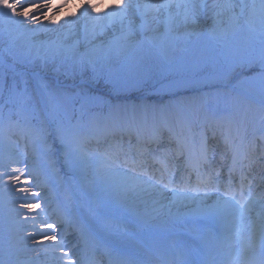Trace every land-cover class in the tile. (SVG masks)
Returning <instances> with one entry per match:
<instances>
[{"label":"snow or ice","instance_id":"snow-or-ice-1","mask_svg":"<svg viewBox=\"0 0 264 264\" xmlns=\"http://www.w3.org/2000/svg\"><path fill=\"white\" fill-rule=\"evenodd\" d=\"M68 3L70 0H0V25L5 26V32L9 36V47L4 49L5 53L13 60L18 55L32 57L31 46L24 52L13 51L19 35L26 32L35 34V30L29 29L25 21L39 22L43 16L49 23L55 24L57 19L54 10L58 12ZM100 3L102 4L103 0H100ZM99 7L100 5L92 0H84L80 17L72 22L78 23L80 18L91 22V28L85 27L84 53L77 55V42L73 46L56 45L43 51L37 48L34 58L47 64L50 59L62 57L71 61L70 68L79 66L84 69L91 66L93 79L104 76L108 81L115 83L119 78L140 71L144 60L151 56L154 50H165L176 29L180 26H197L198 18L208 11L214 18L211 34L217 38L226 37L228 31L239 33L244 28L258 35V41H249L242 47H237L229 53L228 59L234 64L236 75H245L249 80L259 78L264 99V0H251V3L241 0L240 4L225 0L223 5L207 4L205 0H116L113 6L104 10L103 15L98 12ZM236 8H239L238 14L234 11ZM225 10L232 13L228 27H220L217 30L221 23L219 17ZM92 13L96 15L93 16ZM137 18L139 23L136 22ZM13 25L16 26V36L12 35ZM117 25V34L112 35L106 43H95L99 36L105 35L107 28L115 29ZM42 30L52 31L43 25ZM28 39L30 41L31 37ZM23 85V88H19L15 79L7 85V104L13 107H9L5 112L4 107L0 106V134L10 127L30 126V121L35 118L42 104L50 115L58 114L62 109L63 119L57 128V138L64 147V165L69 175L75 174L85 188L94 186L98 179H102V190L114 192L121 198L170 190L173 199L169 211L176 205H195L185 214L193 220L216 214V205L207 204L211 188L218 193L217 205L223 200L233 208L231 227L228 234L216 244V258L212 264H235L237 257H244L242 264H264V199L257 200L253 197L254 182L249 179L248 172L244 171L245 168H251V156L257 152L258 142L264 141V115H261L258 124L252 127L250 139L246 126L226 117L218 128L211 127V137L208 135V128L200 132L198 141L197 134L192 131L191 122L187 118L178 117L176 127L179 131L165 122L154 129L152 138L147 141L138 135L136 156L131 157L119 144L100 147V137L105 135L106 129L100 127V117L89 110V97L86 94L69 95L59 89H50L46 82H41L38 91L31 93L27 81H24ZM77 102L79 108L75 107ZM111 117L110 109L104 119L108 122ZM135 121L136 112L133 110L131 113L125 111L123 120L118 123L127 122L132 125ZM30 128L32 131H40L35 126ZM165 129L168 131L167 146H163ZM94 138L96 147L89 151L86 145ZM151 145L154 147H150ZM121 155L124 156L123 161L120 159ZM217 156L220 158L219 167H216ZM149 160L153 165H158L152 174L148 171ZM224 167L228 169V179L224 182L221 193L220 177ZM180 168L186 170L188 179L177 182L176 175ZM238 168L241 173L239 188L235 186V173ZM13 172L18 173L10 176L13 184L20 183L23 179V186L18 191L25 195L17 197V200L21 201L20 208L29 212L39 209L41 193L32 191L33 187H38V184L34 183L36 177L28 173L26 167L13 169ZM156 173H159L158 177ZM193 174L196 177L195 184L191 182ZM260 186H264V178L261 184L257 185ZM29 192L31 197L26 195ZM201 192L204 193L203 196L200 195ZM256 206H259V211L253 217L251 213ZM153 212L158 213L159 210L154 208ZM92 214L96 215L94 210ZM29 219L35 223L36 216H24L25 221ZM41 226L51 230L42 234L43 240L35 241V233L29 234L28 238L39 244L44 240L51 242L54 251H61V258L68 257L65 264H81V259L77 258L75 252L70 256L71 250H64L65 245L63 240L58 239L55 223L41 221ZM98 226L112 235H117L120 231L119 225L113 227L103 217L98 218ZM249 227L255 236L254 243H249L243 235ZM93 243L95 244V241ZM87 247L86 240L85 248ZM91 250L95 251V248ZM0 264L3 262L0 261ZM162 264L187 262L181 260L177 254L172 260H164Z\"/></svg>","mask_w":264,"mask_h":264},{"label":"bare ground","instance_id":"bare-ground-1","mask_svg":"<svg viewBox=\"0 0 264 264\" xmlns=\"http://www.w3.org/2000/svg\"><path fill=\"white\" fill-rule=\"evenodd\" d=\"M208 0H205L206 3ZM58 2H62V0H58ZM84 0H70L65 7L60 8L58 12L54 14L57 19V23L52 24L49 23L47 19L43 16L40 17L39 23L36 25H28L25 21V24L29 29H33L36 32H40L44 36V43L46 45H50L49 48L54 47L56 45H61L63 47H69L76 45L79 42V45H85V27L91 28V22L80 18L78 23H72L76 21L78 17H80V13L83 11L81 8V4ZM92 2L97 3L100 5L98 8V12L103 15L105 9L110 8L116 2V0H103V3H100V0H92ZM140 2V0H138ZM212 4L215 3L217 5H223L225 0H212L210 1ZM210 2L208 4H210ZM232 3L236 4L234 0H231ZM244 2L251 3V0H244ZM215 11V9L213 10ZM234 11H239V8L234 9ZM173 12H175V8H173ZM206 12V11H205ZM204 12V13H205ZM210 13L211 20H213L212 13ZM232 13L230 11L225 10L223 14L219 17V20H225L229 17ZM93 16L96 13H92ZM204 18V17H203ZM137 23H139V19L137 18ZM42 25L44 28L52 29V31H43ZM13 30H16V26H11ZM119 25L115 26V29L109 27L106 29V33L104 36H99L96 40V44L99 45L101 41L107 42L108 39L111 38L112 35L118 33ZM185 27L180 26L178 29H184ZM188 33H192L191 35L194 36L195 39L201 38L202 34L204 33L203 27L197 28H186L185 35H189ZM250 109L248 112L239 117L235 120L238 123H241L242 126H246L248 130V137H251L252 127L258 124V116L259 111L258 109L254 108L255 105L253 103L250 104ZM178 117L186 118L183 116H177L171 122L165 121L163 119L161 121L162 125L166 122L169 126H172L179 131L180 129L176 127ZM229 115L225 112L219 113L216 116L211 117L207 115L201 122V127L197 131H193L196 133V140H199V133L202 132L207 124H210L209 127H213L215 123L216 127L222 122V120ZM212 119V120H211ZM123 120V116L120 119L116 120L117 129L123 128V132L126 136L130 135L131 131L135 134H139V136H145V131L141 129V116L132 124L131 128H127L125 122L120 124L119 121ZM158 127L156 124L151 125L149 129L151 139L153 136L154 129ZM126 128V129H125ZM142 131V132H141ZM132 135V134H131ZM135 137L134 135H132ZM147 137V136H146ZM164 137V145L167 146V137L168 131L167 129L163 132ZM19 148L18 144L10 145L9 150L15 151V149ZM32 148V146H29ZM151 147H154L152 145ZM219 156L216 157L217 164L219 163ZM261 160V159H260ZM259 165H255L258 167ZM228 172L227 167H224ZM246 170V168L244 169ZM37 169H32V172H37ZM240 172L239 168L237 169L235 176L238 175ZM186 170L184 168H180L176 175L177 182H180L184 177ZM9 176V172L5 173ZM264 178V169L258 170L256 174L251 176V180L254 182L253 188V197L257 200L264 199V186L257 187L256 185L261 184V180ZM192 179V176H191ZM226 179H228V175H226ZM101 183L104 185V181L100 179ZM224 183H221V193L223 189ZM23 186V181L17 184H13L12 186V194H14L13 200L17 199L18 196H22V194L18 191V189ZM105 195L108 197L113 198L114 202L119 206V208L125 212L131 213V216L134 218L135 221L145 220V222L150 221L154 225H158L160 227H173L179 225L181 222L184 221H191L192 225H188L185 228L178 229L176 232L172 233L170 236H148L146 241H140L133 238L131 233L124 231L121 225L114 221L113 219L106 220L109 222L113 227L119 225V233L117 235L109 234L106 230L101 229L98 226V218L100 217L97 213L94 216L92 212H88L83 208L79 212H73V216L75 219V223H79L80 227L78 228V238L80 244L82 245L79 247L78 253L81 256L86 251H92L91 249L95 248V251L105 250L106 252L113 255L115 260L121 261L124 258H135L138 263L140 264H162L164 260H172L174 256L179 254V258L183 261H186L187 264H191L189 261V256L191 252L194 250L196 242H202L205 244H212L213 239L209 234V229L207 226L206 219L209 217H201L196 220H193L190 216L185 215L188 212L190 207H195V205L188 204V206L184 205H176L171 207V211H169L170 202L173 199V194L170 190H164L162 193L152 191L150 193H142L139 196H131L129 195L127 198L118 197L114 192L108 193L105 192ZM28 197H31V192L26 194ZM200 195H204L203 192ZM218 193L213 190H209L208 192V199L207 204L209 205H216V214L214 216L218 217L222 223L223 228L225 229V234H228V230L231 227V221L233 218V208L230 204L225 203L223 200L217 205L216 204V197ZM47 201L43 202V205H47L49 203L59 204L51 198H46ZM225 199H230V197H225ZM15 211L9 215L10 222L12 223V228H15V232H10L7 238L15 243H24L25 245H21L23 248H31L32 252H28L25 256L23 253L19 252L14 256L13 263L17 264H65L66 258H61L62 253L59 249L55 251L51 247V242L44 240L42 244L34 242L32 239H29V234L35 233V241L43 240V231L38 229L39 223L42 220L40 216L36 217L35 223L29 219L27 221L24 220L25 215H31L33 213H38L39 209H35L29 212L27 209H21L20 206L13 207ZM158 209L159 212H153V209ZM18 210V211H17ZM20 212V215L16 214ZM259 211V206H256L251 215L254 217L256 212ZM30 213V214H28ZM62 220L70 219V213L67 216L64 214ZM199 222V223H197ZM69 226L68 220L65 221V224L61 226L62 232L63 229ZM196 226L200 227V232L196 231ZM198 227V229H199ZM60 231V230H59ZM203 231H206V235L202 236ZM83 233V235H82ZM244 237L249 240V243L255 242V236L252 234V230L249 229L243 233ZM69 236V237H67ZM64 237V245L65 251L71 250L74 243V238L76 235H67ZM88 242V247L85 248V241ZM95 241V244L93 243ZM22 248V249H23ZM93 252V251H92ZM244 257H237L235 264H242ZM189 261V262H188ZM84 264H90V261L87 258L83 260Z\"/></svg>","mask_w":264,"mask_h":264},{"label":"rangeland","instance_id":"rangeland-1","mask_svg":"<svg viewBox=\"0 0 264 264\" xmlns=\"http://www.w3.org/2000/svg\"><path fill=\"white\" fill-rule=\"evenodd\" d=\"M209 1H212V0H209ZM234 1L236 4L241 3V0H234ZM210 4H212V3L210 2ZM235 12L237 14L239 13V11L238 12L235 11ZM229 17H227V19L221 21L217 30H219L220 27H222V28L228 27ZM37 23H39V22H33V21L27 22V24L30 26L36 25ZM3 27L5 28V26H3ZM193 27L194 28H197V27H203L204 28V33L202 34L201 38L195 39L193 35H188V36L185 35L186 28L176 29L172 33V35L170 37V42L166 46V48L163 52H160L159 50H154L153 53L151 54V56L147 57L144 60V62L142 63L141 70L130 74L129 80H125L124 77L119 78L117 80L118 87H119L120 91L121 90L128 91L127 94L133 92L132 95L137 96L138 98H142L143 96H145L146 98L148 97V99L145 98V100L150 101V100H152L149 97L150 95L139 94L136 91L140 90V88L142 87L141 86L142 83L147 85V81H155V79H161V75H164L167 68H166V65L164 64V62L161 58V54H163L165 57L168 56L170 58V61L173 62L174 65H177L179 63L184 64L185 61L182 58H178L179 55L176 54V50H175V47H177L178 49L183 48L188 53H191L190 57L193 58V60H194L192 64L197 66L200 64V62H199L200 60L202 63L206 60V58H209L210 61L214 62L217 59V56L219 55L220 48H222L223 50L226 51L225 59L231 63V65L229 66L228 69H226V70L217 69L214 71V76L208 77L205 74L206 77L200 79L199 81H196L195 79H193V80H188V81H184V82H176L174 84H169V85H167V87H165V90L166 91H173L174 89H172V88H177V87H179V88H190L191 87L193 89L197 86L198 87L200 86L201 89H206L207 87L202 86V84H204L205 82L227 81L229 79L231 80L232 78L239 76L238 78L242 77V79L240 78V86L246 87L249 91L257 94L259 99L262 100L264 103V99H262V88H261V85L259 83V78H254V79L249 80L246 78L245 75H236L234 64L228 59V55L231 51H233L237 47H242L243 45L247 44L249 41H252V36H251L252 33L249 32L247 30V28H244L239 33L233 34L231 31H228V34L226 37L217 38L211 34L212 29H213V20H211L210 13L208 11H206L201 17L198 18V25L197 26H189L187 28H193ZM3 30H1V31H3ZM161 32H163V26H161ZM12 33L17 34L16 30H13V29H12ZM231 36H233V38H234L233 42L231 41V39H232ZM29 37H31L30 41L28 39ZM16 43L19 44L20 48L22 46L21 50H23V52L26 51L29 46H31L33 57H35V51L37 48H40L41 51H43L45 48L50 47V45L48 46L44 43L43 34L40 32H36V31H35L34 35H32V33H29V32H26L23 35H19ZM222 44H224V45L221 46ZM85 50H86L85 45H81V44L78 45V48L76 49L77 55L84 53ZM36 61H41V60L35 59V62ZM186 61L188 62V64H191L189 62V60H186ZM55 62L60 63L59 64L61 66L60 70L65 69L67 71V73H69L68 75H70L71 78L73 77V72H74V69L76 68V66L70 68L69 65L71 64V61L64 60L62 57H57L55 59L48 60L47 64H49V66H47V64H46V66H44L45 70H47V71L50 70L51 69L50 66H52V65H50V63H55ZM180 67L183 68L184 66H180ZM44 74H45L44 78L48 79L47 83L50 82L49 79H53V77H55L51 74H47V73H44ZM48 77H50V78H48ZM74 79H75V77L72 78L71 85H69V86L73 85L72 82L74 81ZM197 82H199V84H197ZM32 83H33V81H32ZM85 84L87 85V83H85ZM236 87H238V84H236ZM84 94L87 95V93H84ZM217 96H218V98H217ZM157 98H158V96H157ZM216 98H217V100H215V103H212V101L210 99L203 100V102L206 103V105H208L209 108L211 106H215L214 113L217 111H220V110H222V111L225 109L228 110V106L231 105V103H230V101L225 99L226 98L225 93L220 91V94L216 95ZM95 100H98V99L95 98ZM139 101H142V100H139ZM61 103L63 104V101H61ZM139 103H141V102H139ZM231 107H230V109H231ZM235 108L236 107H234V109ZM246 108H248V107H246ZM131 109L135 110L136 114L141 113L140 109L137 107H134ZM148 110H150V109H148ZM174 110H176L175 107H174ZM58 114L63 115V110L61 109V112ZM174 114H170V117L174 118L175 116L178 115V113L175 115ZM45 128H46V125H45ZM27 133L30 134L28 132V130L25 132V135L30 137ZM50 139H51V137H50ZM33 143H35V142H33ZM47 146H48V148H50V150H52V148H51L52 145L50 146V144H48ZM39 150H40V147H39ZM12 169H16V168H12ZM16 174L17 173H14L13 175H16ZM22 181H23V179H22ZM0 182H2V186H1L2 188L0 191L1 192V194H0L1 201L4 200V202H6V208L8 205L13 206L12 204H10L12 200H8L9 198L14 196V194L11 193L12 182L10 180L5 181V178H3V177L1 178ZM103 187H104L103 183H101L100 179H98L97 183L94 186H90L88 188L89 191H91V190L94 191L97 189L91 195V197L95 196V198L93 200L95 201L96 204L98 203L99 200H102L104 202H110L109 206L112 207V210L117 211L119 208L117 207V205L115 203H113V199L111 197L105 196V193L102 190ZM88 200H90V199H88ZM6 208L3 210V216L5 217V223H4L5 226L0 228V230H1L0 240L4 243L6 242L5 238L8 235V231H11V232L15 231V228H12V223L10 222V219H9V214L11 211L9 209H6ZM108 217H110V218L113 217V214L108 212ZM45 229H46L45 230L46 233L51 231L47 228H45ZM14 246H15L14 249L16 251L20 252L21 244L19 245V243H17V246L16 245H14Z\"/></svg>","mask_w":264,"mask_h":264},{"label":"trees","instance_id":"trees-1","mask_svg":"<svg viewBox=\"0 0 264 264\" xmlns=\"http://www.w3.org/2000/svg\"><path fill=\"white\" fill-rule=\"evenodd\" d=\"M14 52H23L20 47H16V49L13 50ZM33 55V54H32ZM21 56V57H20ZM9 59H11L16 67H24V68H38L40 66V61L35 62V58L32 57H26L23 55H18L15 60H13L11 57L8 56ZM52 69H54L52 67ZM83 75L87 77L88 79H91V77L94 75L92 72L91 66H86ZM13 79L17 82V77L6 72L5 75L0 78V85L2 82V86L0 90L7 96L8 98V89L7 85L11 84L13 82ZM95 85L101 86L102 88L115 91L114 86L104 77V76H97L96 80L94 81ZM5 96L0 97V103L7 102L8 100H5ZM13 106V105H12Z\"/></svg>","mask_w":264,"mask_h":264}]
</instances>
